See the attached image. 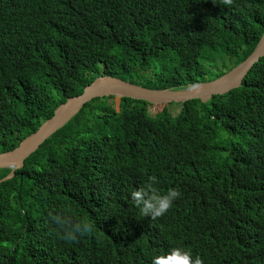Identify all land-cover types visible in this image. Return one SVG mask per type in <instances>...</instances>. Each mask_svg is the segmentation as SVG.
I'll list each match as a JSON object with an SVG mask.
<instances>
[{
	"label": "trees",
	"instance_id": "trees-1",
	"mask_svg": "<svg viewBox=\"0 0 264 264\" xmlns=\"http://www.w3.org/2000/svg\"><path fill=\"white\" fill-rule=\"evenodd\" d=\"M264 33V0H0V155L99 77L151 90L212 83ZM95 99L0 182V264H264V58L204 104ZM10 172L0 168V180ZM154 175L180 196L156 219L130 193ZM55 215L88 219L67 242Z\"/></svg>",
	"mask_w": 264,
	"mask_h": 264
},
{
	"label": "water",
	"instance_id": "water-1",
	"mask_svg": "<svg viewBox=\"0 0 264 264\" xmlns=\"http://www.w3.org/2000/svg\"><path fill=\"white\" fill-rule=\"evenodd\" d=\"M264 58V33L250 57L224 77L207 84H199L184 89L151 90L114 77H99L87 86L80 96L73 97L57 109L54 117L48 120L39 132L28 138L11 152L0 155V168H9L10 172L1 181L16 176V170L23 168L26 160L39 150L64 126H66L83 107L95 99L128 98L143 101L149 105L182 104L200 100L206 104L216 96H223L240 89L245 77L254 66Z\"/></svg>",
	"mask_w": 264,
	"mask_h": 264
},
{
	"label": "clouds",
	"instance_id": "clouds-1",
	"mask_svg": "<svg viewBox=\"0 0 264 264\" xmlns=\"http://www.w3.org/2000/svg\"><path fill=\"white\" fill-rule=\"evenodd\" d=\"M219 2L225 6L232 4V0H219ZM158 183L156 176H148L142 187L130 193L141 217L156 219L164 215L180 196V192L175 188L161 192L156 187ZM52 220L62 230L63 238L67 242H75L78 237L92 234L95 231L94 224L88 219L55 215ZM151 264H202V260L186 249L173 247L167 252L154 254L151 257Z\"/></svg>",
	"mask_w": 264,
	"mask_h": 264
},
{
	"label": "rangeland",
	"instance_id": "rangeland-1",
	"mask_svg": "<svg viewBox=\"0 0 264 264\" xmlns=\"http://www.w3.org/2000/svg\"><path fill=\"white\" fill-rule=\"evenodd\" d=\"M112 104H114L117 108L120 107V99L115 98L114 100H110ZM170 111H172L173 114H177V112L181 108V104L171 103L168 105ZM164 107L163 106H149L150 112L154 114L156 111H161Z\"/></svg>",
	"mask_w": 264,
	"mask_h": 264
}]
</instances>
